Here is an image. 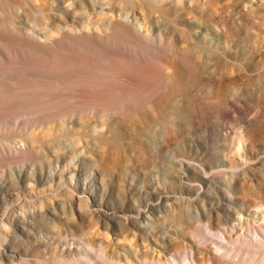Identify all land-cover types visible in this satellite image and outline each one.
<instances>
[{"label": "rangeland", "instance_id": "rangeland-1", "mask_svg": "<svg viewBox=\"0 0 264 264\" xmlns=\"http://www.w3.org/2000/svg\"><path fill=\"white\" fill-rule=\"evenodd\" d=\"M149 1L150 11L138 1L0 0V84L15 83L7 67L17 60L12 53L48 57L57 43L81 47L84 26L105 25L102 36L146 49L158 47L162 36L168 53L156 60L172 72L175 55L191 41L190 20L205 21V0L187 4L193 10L185 21L172 0ZM235 2L236 8L224 0L219 15L225 21L228 14L245 15L251 28L257 20L250 13L262 11L264 0ZM121 7L134 9L146 27L161 20L154 40H135L125 26L108 25L102 13ZM258 32L254 53L264 50ZM206 35L213 44L214 34ZM33 75L52 79L19 76L31 83ZM27 94L0 100V264H105L100 251L123 264H264V249L237 242L264 225V85L263 104L252 100L249 110L231 116L233 123L211 110L212 127L197 120L177 133L144 119L159 114L160 100L157 107L127 104L101 112L88 105L93 87L72 82L64 97H43L36 113L16 114L18 102L36 98ZM233 124L237 132L245 129L246 141L237 143ZM66 156L76 162L70 170L63 168Z\"/></svg>", "mask_w": 264, "mask_h": 264}, {"label": "bare ground", "instance_id": "bare-ground-1", "mask_svg": "<svg viewBox=\"0 0 264 264\" xmlns=\"http://www.w3.org/2000/svg\"><path fill=\"white\" fill-rule=\"evenodd\" d=\"M136 1L145 5L146 10L150 11L147 5L149 0H123L127 5L129 3L134 5ZM190 1L172 0V10L174 9L182 21L191 15L193 7H187ZM223 1L205 0L201 5V13L205 21L201 23L190 20L191 41L175 55L176 65L172 72H168L169 67H163L156 60V55L159 53H168L162 36L159 38L158 47L146 49L102 36L105 33L103 30L105 25L95 29L84 26L79 39L86 43L81 47L57 43L48 57L30 58L12 53L14 54L12 57L17 60L11 61L12 63L7 67L13 74L15 83L11 86L0 84V100L26 97L27 93L35 95V99L20 101L13 107L16 114H34L45 106L47 100L43 97L49 99L48 101L61 98L72 82H86L95 91V96L88 105L93 110L101 112L127 104L140 107L153 104L157 107L155 102L160 100L161 105L156 110L159 114L156 116L147 114L144 119L151 125L155 124L173 133L179 132L183 124L193 125L197 120L212 127L211 110L223 118L230 117L233 123L231 116L241 115L244 110H249L252 100L260 106L263 104V99L258 93L264 85V50L257 48L254 53L252 47H257L261 43V36L256 31L264 33V9L251 11V18L257 22H253L250 28L251 24L245 21V15L236 17L235 14L233 17L232 14H228L225 21L223 16L219 15V6ZM235 1L231 0L230 7L237 6ZM251 1L242 0L245 3ZM108 13H102L106 16L108 25L116 22L125 26L135 36V40L152 41L155 29L160 30L157 26L160 27L161 20H158V24L154 20L148 21L149 25L146 27L134 9L121 7L117 10L111 9ZM150 13H146L147 16L154 17ZM212 15L214 19H211ZM221 26L224 27L223 31ZM208 32L216 35L212 37L213 44L207 38ZM125 34L129 35L128 32ZM101 40L109 44L104 45ZM136 43L138 45L139 42ZM76 70L77 74L72 73ZM23 73L48 74L52 79L48 82L34 79L36 75H33V80L28 83V80L20 79L19 75ZM151 73H153L152 78ZM46 90L55 93L47 94ZM205 102L207 104L203 108L202 104ZM65 111L60 109L58 114ZM230 129L231 134H236L237 143L246 141L245 129L241 133L237 132L238 128L235 131L234 124ZM64 158L68 160L63 164L65 170H70L76 165L74 159L68 156ZM38 159L41 160L39 157ZM47 165L52 169L51 162H47ZM31 186L33 184L29 183L28 187ZM261 214L264 215V211ZM238 224L242 225V222L239 221ZM263 228L264 225L254 227L250 239L238 237L237 242L254 250L264 249ZM220 237L228 242L223 234ZM84 245L89 247L88 244ZM217 249L221 248L217 247ZM97 257L105 264H123L116 259L108 258L103 251H100ZM85 260L91 262L88 257H85ZM126 264L130 263L127 261ZM157 264L162 263L157 262Z\"/></svg>", "mask_w": 264, "mask_h": 264}]
</instances>
